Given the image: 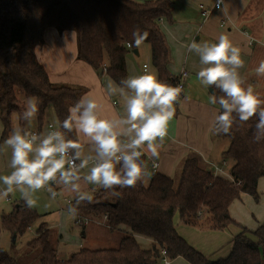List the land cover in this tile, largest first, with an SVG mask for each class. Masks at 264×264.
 <instances>
[{"label":"trees","instance_id":"16d2710c","mask_svg":"<svg viewBox=\"0 0 264 264\" xmlns=\"http://www.w3.org/2000/svg\"><path fill=\"white\" fill-rule=\"evenodd\" d=\"M171 0H0V120L2 140L10 135L12 117L18 115L20 126L26 102L20 98L39 99L36 118L39 132L44 125L46 109L54 108L58 127L68 110L82 96L84 89L68 84L53 83L36 56V46L44 42L45 30L72 29L77 34L78 58L106 72L119 84L127 77L125 57L133 43L132 32L139 28L149 33L145 42L151 44L152 61L159 80L176 86L178 75L169 71V49L160 20L172 19ZM219 98L222 93L215 89ZM220 112L219 103H216ZM219 112V113H220ZM235 115V114H234ZM257 117L241 122L237 118L229 134H214L229 141L224 152L234 161L232 180L215 175L198 154L188 155L175 177L153 172L148 179L138 181L133 188L97 189L91 203L78 206L79 215H106L110 230L121 226L128 232L115 248L81 247L68 259L61 260L50 242L45 223L29 248L41 250V264H156L165 257H183L190 264H264V221L256 229L241 226L235 235L230 253L211 259L181 236L175 224L180 221L205 229L222 230L236 221L230 214L235 199L248 194L259 201L262 192L258 180L264 177V139H253ZM75 139V131L68 134ZM145 166L146 159L141 158ZM72 205H76L73 200ZM40 219L35 208L24 203L0 217V228L22 235ZM237 224V223H236ZM135 235L152 241L148 246ZM166 254H162V250ZM0 264H15L13 257L0 248Z\"/></svg>","mask_w":264,"mask_h":264},{"label":"clouds","instance_id":"9594fccd","mask_svg":"<svg viewBox=\"0 0 264 264\" xmlns=\"http://www.w3.org/2000/svg\"><path fill=\"white\" fill-rule=\"evenodd\" d=\"M148 35L147 31L135 29L133 43L128 46L139 48ZM181 47L199 57L196 75L202 85L212 89L210 102L219 103L222 109L215 116L216 132L229 134L237 118L246 122L255 116L253 139L255 142L264 139V99L239 71L244 67L241 48L227 34L219 35L216 42L197 43L194 39L187 44L181 42ZM255 73L264 76V60ZM104 88L109 97L118 94L122 98L123 114L103 116L96 98L84 94L69 108L59 127L47 133L32 130L39 99L27 98L21 117L26 126L13 128L4 141L11 150L12 171L0 175V199L18 190L25 206L32 209L37 203V192L44 189L54 200L59 187L75 194L76 205L67 208V213L75 218L78 206L93 200L92 191L83 190L82 185H96L105 190L117 186L133 188L138 181L151 178L141 158L145 146L152 157L159 156L157 141L162 143L168 134L181 87L162 82L145 64L142 74H129L119 84L108 79ZM215 89L222 93L219 98ZM73 131L76 138H68ZM84 144L88 145L87 154Z\"/></svg>","mask_w":264,"mask_h":264},{"label":"crops","instance_id":"0c3cea01","mask_svg":"<svg viewBox=\"0 0 264 264\" xmlns=\"http://www.w3.org/2000/svg\"><path fill=\"white\" fill-rule=\"evenodd\" d=\"M135 1L142 2L146 0ZM171 1V21L165 19L160 20V25L169 49L170 61L168 68L172 74L179 75L182 70H186L188 75L183 80L184 88L182 94L178 103L174 106L176 111L173 119L169 123L168 134L162 143L159 140L157 141L160 144L158 148L159 156L152 157L146 151L147 155L144 157L146 159L145 167L148 172L151 171L153 173L157 171L169 177H175L183 160L188 155L196 153L200 156L202 163L215 175L232 180L230 169L234 161L224 155L229 141L226 138L218 137L214 134V120L215 116L219 114L220 109L216 104L210 102L211 89L202 85L196 75L200 67L199 57L194 53H189L186 48L181 47V42L187 44L191 43L193 39L197 43L203 41L216 42L219 35H229L233 44L241 48V58L244 61V67L239 70L241 75L245 78L247 84H251L254 87L261 99H264V76H257L255 73V69L259 66L260 61L264 60V0H224L223 8L211 14L206 19L202 17L200 5L211 6L215 0ZM35 52L38 60L45 67L53 83L68 84L83 88L84 92L82 95L89 94L95 97L100 112L105 117L112 118L123 114L124 107L122 98L118 94L109 97L106 95L104 88L108 79H112L114 84L118 83L104 68L102 72H99V70L94 69L90 64L78 58V40L74 30L67 29L59 31L55 27L47 28L44 33V42L36 46ZM125 61L127 76L129 74H142L143 66L148 64L150 71L155 72L159 79V72L152 61V47L150 43L144 41L139 48H130L126 54ZM50 122L58 126L56 114L52 106L46 109L44 125L41 132H48L47 124ZM18 126H20L19 119L17 118V121H15L13 115L12 127L15 128ZM32 130H39L36 117L32 121ZM2 131L3 126L0 120V175H7L12 171L9 167L11 150L4 144L5 140H2ZM83 149L87 154L88 145L84 144ZM154 163H157V168L155 171H152ZM144 182L148 183V178ZM86 188H88L87 185H82L83 190ZM258 188L264 196V177L258 180ZM56 189L60 190L62 188L58 187ZM62 191L69 205H72L73 200H75V194L64 189ZM6 199L10 200V197ZM15 199L16 201L13 207L17 204L24 203L21 194L20 198ZM253 206H255L253 197L248 194H245L242 198L235 199L230 205L229 210L237 224H231L222 230L209 229L210 232L219 231L218 233H211L213 234L212 236L217 237L216 234H222L219 237L221 238L224 236L223 231L234 227V232L232 231L233 238L231 237L230 240L232 247L235 235L242 230L241 226L254 230L264 221V205L259 204L257 207L258 212L262 215L261 220H257V218L255 220L252 219L247 208L251 212L254 210L252 208ZM4 213L8 212H2L1 215ZM39 214L40 219L36 221L37 225L32 226V224L27 230L29 232L26 241L27 246L29 242L37 237V231L41 223H45L49 233L51 232L48 222L44 219L46 213ZM91 217L97 218L79 214L75 217V224H81L83 227V239L87 238L86 229L91 225L95 226L96 229L106 228L110 232L118 230L123 233L128 232V228L124 226L110 230L105 215L99 217L97 223H93ZM258 217H260V214H258ZM176 229H178L177 226ZM177 231L190 243L193 242L189 235L192 232L190 229L179 227ZM201 234L211 235L204 232ZM18 236L20 235L16 233L12 234L13 243L17 240ZM135 236L145 246H148L152 241L146 236ZM217 242L215 246L211 245L210 247L212 249L217 248L219 241ZM192 245L198 247L199 244L192 243ZM81 247L86 246L80 242L77 250L71 252L69 256L64 257H59L56 247L54 248L57 251L58 258L66 260ZM200 247L198 250L202 249ZM10 255L13 257L15 264H17L13 253H10ZM175 262L190 264L180 256L165 264H176Z\"/></svg>","mask_w":264,"mask_h":264},{"label":"rangeland","instance_id":"374dc122","mask_svg":"<svg viewBox=\"0 0 264 264\" xmlns=\"http://www.w3.org/2000/svg\"><path fill=\"white\" fill-rule=\"evenodd\" d=\"M20 98L24 99L25 102L27 101V98H25L23 95H20ZM17 118L18 115L14 114L15 121H17ZM146 179L147 178H145L144 180ZM87 187L88 188L84 190L92 191V194H94L97 189L100 188L96 185H87ZM56 191L57 196L54 200L49 198V193L44 189L37 192L35 194L37 203L34 207L39 213H46L44 219L48 222V225L51 228L50 240L52 242V245L56 247L59 257L69 256L71 252L77 250L80 242H82L84 246L92 249L115 248L118 246V242H120L121 238L125 235V233L120 232L119 230L110 232L106 228L96 229L95 226L91 225L86 229L87 238L83 239V227L81 226V224H75V218L67 213L69 203L67 202V198L65 197L62 189H56ZM8 197H10V200L6 198L0 199V216L2 212H9L12 210L13 204L16 201L15 198H20V192L18 190L14 191ZM253 200L255 206H253L252 208L256 213H254L253 211L250 212V209L248 208L247 210H249L252 219L255 220L257 218V220H261L262 215L258 212L257 207L259 204L264 205V196L262 195L259 201H255V199ZM258 214H260V217H258ZM174 219L178 229L179 227H186L192 231L189 233V235L193 242L190 243L188 240L187 241L191 245L192 243H198V247L194 245L193 246L197 249H199V247L201 246L200 248H202L203 251L202 249L200 251L209 258L217 259L218 257L227 256L230 253V250L232 249L230 240L233 236L232 231L234 232V227L229 228V230L223 231L222 233L224 234V236L219 238L222 234H216L217 237H213V234H211L218 233L219 231L210 232L209 229L207 230L198 226L185 224L180 221L178 214L175 215ZM91 220L93 223L98 222V218H92ZM35 225H37L36 222L32 226ZM26 232L28 235L26 234ZM26 232L23 233L24 235L22 234L18 236L17 240L13 243L12 234L3 228H0V248L4 249L9 254L13 253L17 264H41V250L39 248L32 249L27 246L26 241L27 237L29 236V232ZM202 232L211 235L201 234ZM217 241H219L218 247L212 249V247L210 246H215L216 243H218ZM156 264H165V262L163 260ZM176 264L180 263L177 262Z\"/></svg>","mask_w":264,"mask_h":264},{"label":"built area","instance_id":"2783aa9c","mask_svg":"<svg viewBox=\"0 0 264 264\" xmlns=\"http://www.w3.org/2000/svg\"><path fill=\"white\" fill-rule=\"evenodd\" d=\"M223 5H224V0H215L214 3L211 6L200 5V11H201L202 17L204 19L208 18L211 14H213L216 11L222 9ZM129 44H130V42H126V47L130 48L128 46ZM104 69H106V67H104ZM187 75H188V72L186 70H182L180 72V74L178 75V81H177L176 86L181 87L182 91H183V88H184L183 80L187 77ZM181 94H182V92H181ZM179 98H178V101H179ZM178 101L175 103V105L178 103ZM57 127H58L57 125H55L54 123H51V122L47 124V130L48 131L54 130ZM33 131L39 132V130H33ZM146 155H147V153H146V146H145V154L142 157H146ZM156 168H157V163H154L153 166H152V171H155ZM105 218H106V215H105ZM162 254L163 255L166 254V251L164 249L162 250ZM163 260H164L165 263H168L170 261L167 257H165Z\"/></svg>","mask_w":264,"mask_h":264},{"label":"water","instance_id":"95a60500","mask_svg":"<svg viewBox=\"0 0 264 264\" xmlns=\"http://www.w3.org/2000/svg\"><path fill=\"white\" fill-rule=\"evenodd\" d=\"M103 71V69L101 68V69H99V72H102ZM211 91H212V89H211ZM149 173H150V176L153 174L151 171H149Z\"/></svg>","mask_w":264,"mask_h":264}]
</instances>
